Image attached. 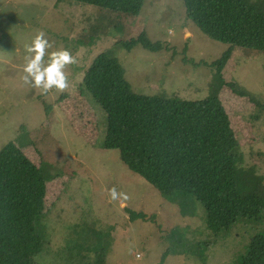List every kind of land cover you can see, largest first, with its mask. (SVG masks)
Returning a JSON list of instances; mask_svg holds the SVG:
<instances>
[{
	"label": "rangeland",
	"instance_id": "1",
	"mask_svg": "<svg viewBox=\"0 0 264 264\" xmlns=\"http://www.w3.org/2000/svg\"><path fill=\"white\" fill-rule=\"evenodd\" d=\"M264 7V0H255ZM44 31L77 57L69 87L46 95L22 80L24 44ZM145 33L157 51L123 41ZM109 52L135 93L187 100L216 95L240 142L242 165L264 177V49L222 42L185 14L183 0H144L138 15L75 0H0V150L14 142L43 172L37 264H237L263 224L214 239L202 204L181 207L104 148L105 111L83 91L93 59ZM69 70V71H68ZM127 193L111 200L109 189ZM185 213V214H182Z\"/></svg>",
	"mask_w": 264,
	"mask_h": 264
},
{
	"label": "trees",
	"instance_id": "2",
	"mask_svg": "<svg viewBox=\"0 0 264 264\" xmlns=\"http://www.w3.org/2000/svg\"><path fill=\"white\" fill-rule=\"evenodd\" d=\"M75 1L131 15L144 3ZM183 2L186 17L209 37L264 49V7L255 0ZM122 44L163 48L145 33ZM81 87L105 111L104 148L117 149L131 171L179 206L200 202L215 240L237 223L264 226V177L242 165L240 142L216 95L187 100L135 93L109 52L93 59ZM44 191L41 169L14 142L6 144L0 150V264H37L33 258L46 244L39 232ZM104 255H97L96 264L104 263ZM237 264H264V227L250 236Z\"/></svg>",
	"mask_w": 264,
	"mask_h": 264
},
{
	"label": "clouds",
	"instance_id": "3",
	"mask_svg": "<svg viewBox=\"0 0 264 264\" xmlns=\"http://www.w3.org/2000/svg\"><path fill=\"white\" fill-rule=\"evenodd\" d=\"M53 45L44 31H38L30 42L24 44L25 64L22 80L33 88L40 89L42 95L56 89L64 92L69 87V65L77 64L75 55L68 49H52ZM111 200L127 201V193L118 192L115 186L109 189Z\"/></svg>",
	"mask_w": 264,
	"mask_h": 264
},
{
	"label": "bare ground",
	"instance_id": "4",
	"mask_svg": "<svg viewBox=\"0 0 264 264\" xmlns=\"http://www.w3.org/2000/svg\"><path fill=\"white\" fill-rule=\"evenodd\" d=\"M69 71V70H68Z\"/></svg>",
	"mask_w": 264,
	"mask_h": 264
}]
</instances>
